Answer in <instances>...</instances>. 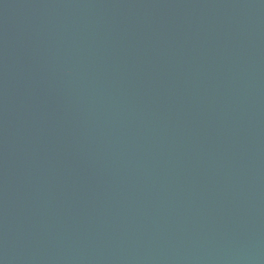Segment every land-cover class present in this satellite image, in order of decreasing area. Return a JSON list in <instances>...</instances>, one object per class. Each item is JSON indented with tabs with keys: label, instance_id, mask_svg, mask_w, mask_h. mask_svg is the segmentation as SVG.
Returning a JSON list of instances; mask_svg holds the SVG:
<instances>
[{
	"label": "water",
	"instance_id": "1",
	"mask_svg": "<svg viewBox=\"0 0 264 264\" xmlns=\"http://www.w3.org/2000/svg\"><path fill=\"white\" fill-rule=\"evenodd\" d=\"M0 264H264V0H0Z\"/></svg>",
	"mask_w": 264,
	"mask_h": 264
}]
</instances>
